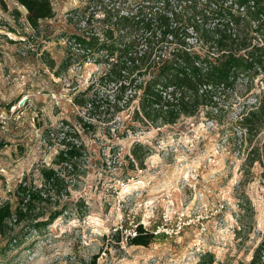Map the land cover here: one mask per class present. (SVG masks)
Wrapping results in <instances>:
<instances>
[{
  "label": "rangeland",
  "instance_id": "374dc122",
  "mask_svg": "<svg viewBox=\"0 0 264 264\" xmlns=\"http://www.w3.org/2000/svg\"><path fill=\"white\" fill-rule=\"evenodd\" d=\"M51 1L54 15L33 27L23 5L0 0V204L15 211L19 184H44L43 167L57 168L67 188L42 185L50 200L21 221L10 218L0 264H206L210 254L212 264H248L264 242V126L244 142L238 119L264 90V72L248 93L240 77L218 114L208 106L160 128L132 121L129 109L107 119L74 104L105 69L101 53L85 57L74 36L105 40L108 4H160L192 18L191 4L231 1ZM251 34L264 46V31ZM67 137L84 146L73 167L56 163ZM57 210L51 224L33 228ZM140 225L153 236L147 246L131 244Z\"/></svg>",
  "mask_w": 264,
  "mask_h": 264
},
{
  "label": "trees",
  "instance_id": "16d2710c",
  "mask_svg": "<svg viewBox=\"0 0 264 264\" xmlns=\"http://www.w3.org/2000/svg\"><path fill=\"white\" fill-rule=\"evenodd\" d=\"M15 1L26 8L33 27L54 15L51 0ZM230 1L231 4H204L202 8L191 4L196 9L192 18L180 13L183 8H160V4H135L125 11H121L122 4L116 8L108 4L105 13L110 26L105 30V40L99 42L100 36L95 34L74 36L85 57L99 51L100 61L105 63L102 74L76 94L74 104L93 117L104 115L110 119L129 109L132 121L158 128L174 125L181 117L194 116L208 106L218 114L220 99L237 87L240 77L245 82L241 92L248 93L256 75L264 72V46L254 43L251 36L252 32L264 31V0ZM194 36L207 46L196 48L189 42ZM137 98L138 105L133 106ZM238 122L244 142L248 132L264 126L263 89L252 103L244 104ZM83 149L82 142L67 137L56 163L75 166ZM253 154L251 149L247 157ZM132 155L133 164L138 163L137 153ZM261 159L264 162V153ZM39 171L44 187L60 193L66 190V178L57 168L43 167ZM42 185L27 183L24 177L19 184L21 198L16 210L9 202L0 204V233L6 232L10 218L21 221L34 210L35 202L50 200V190ZM61 214L57 210L33 228L47 227ZM136 230L131 244L149 245L153 236L144 234L141 225ZM210 255L206 264L213 263ZM200 264L205 263L202 260ZM248 264H264V242L257 246Z\"/></svg>",
  "mask_w": 264,
  "mask_h": 264
},
{
  "label": "built area",
  "instance_id": "2783aa9c",
  "mask_svg": "<svg viewBox=\"0 0 264 264\" xmlns=\"http://www.w3.org/2000/svg\"><path fill=\"white\" fill-rule=\"evenodd\" d=\"M23 101V100H22ZM21 102V101H20ZM23 103V102H22ZM5 118V115H4V112H1L0 114V120H4ZM135 234H136V230H135Z\"/></svg>",
  "mask_w": 264,
  "mask_h": 264
}]
</instances>
